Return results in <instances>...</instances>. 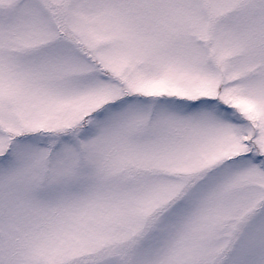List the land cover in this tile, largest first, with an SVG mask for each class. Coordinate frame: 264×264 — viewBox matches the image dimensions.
<instances>
[{
	"label": "snow or ice",
	"instance_id": "obj_1",
	"mask_svg": "<svg viewBox=\"0 0 264 264\" xmlns=\"http://www.w3.org/2000/svg\"><path fill=\"white\" fill-rule=\"evenodd\" d=\"M0 264H264V0H0Z\"/></svg>",
	"mask_w": 264,
	"mask_h": 264
}]
</instances>
